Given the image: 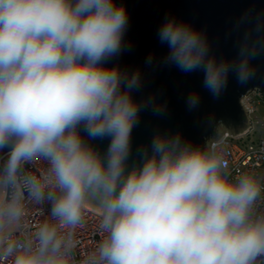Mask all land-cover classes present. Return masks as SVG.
I'll use <instances>...</instances> for the list:
<instances>
[{"label":"clouds","instance_id":"clouds-1","mask_svg":"<svg viewBox=\"0 0 264 264\" xmlns=\"http://www.w3.org/2000/svg\"><path fill=\"white\" fill-rule=\"evenodd\" d=\"M117 0H0V264H264V176L235 175L227 138L194 144L156 130L133 152L142 113L164 119L163 91L144 95L139 68L118 60L132 45ZM226 37L232 53L194 23L165 16V49L146 68L200 74L218 101L231 78L246 86L264 59V12L246 10ZM139 96V99L137 98ZM198 112V90L184 97ZM108 139L102 153L91 143ZM43 217L29 224L28 210ZM89 208L100 239L82 252Z\"/></svg>","mask_w":264,"mask_h":264},{"label":"water","instance_id":"water-1","mask_svg":"<svg viewBox=\"0 0 264 264\" xmlns=\"http://www.w3.org/2000/svg\"><path fill=\"white\" fill-rule=\"evenodd\" d=\"M117 3L123 4L129 15L125 39L131 43L132 50L112 63L129 70L141 69L148 82L144 95L162 90L161 99L167 102L169 109L164 119L142 113L141 123L132 134L134 153L136 147L150 143L156 130L180 131L194 144H202L203 137L214 132V128H205L201 123L208 115L219 121L217 131L220 135L224 130L238 135L248 127V115L241 98L251 90L264 92V59L255 62L258 70L255 79L240 86L231 78L227 91L218 101L201 88L200 74L183 75L176 69L153 72L145 67L144 61L150 53L158 58L165 51L157 41L156 31L166 15L194 23L206 33L209 41L218 42V55H231L232 39L225 34L230 31L232 21L249 9L264 12V0H117ZM192 90L200 92L201 107L198 112L189 113L185 109L184 97ZM91 143L103 153L109 140Z\"/></svg>","mask_w":264,"mask_h":264},{"label":"built area","instance_id":"built-area-1","mask_svg":"<svg viewBox=\"0 0 264 264\" xmlns=\"http://www.w3.org/2000/svg\"><path fill=\"white\" fill-rule=\"evenodd\" d=\"M241 103L248 115V127L238 135L224 130L227 138L228 160L235 175L238 171H255L264 176V113H260L257 105L264 103V92L251 90L243 95ZM29 224L35 226L43 219L36 209L28 210ZM99 212L89 208L85 215L84 224L77 230L80 250L88 252L93 249L100 239L98 231Z\"/></svg>","mask_w":264,"mask_h":264},{"label":"rangeland","instance_id":"rangeland-1","mask_svg":"<svg viewBox=\"0 0 264 264\" xmlns=\"http://www.w3.org/2000/svg\"><path fill=\"white\" fill-rule=\"evenodd\" d=\"M257 108H258V110H259L260 113H264V103L258 104L257 105Z\"/></svg>","mask_w":264,"mask_h":264}]
</instances>
